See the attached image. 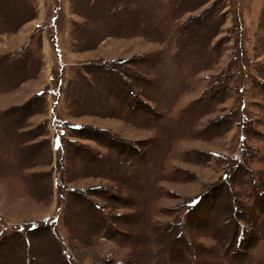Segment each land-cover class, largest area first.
I'll return each instance as SVG.
<instances>
[{
    "label": "rangeland",
    "instance_id": "obj_1",
    "mask_svg": "<svg viewBox=\"0 0 264 264\" xmlns=\"http://www.w3.org/2000/svg\"><path fill=\"white\" fill-rule=\"evenodd\" d=\"M0 264H264V0H0Z\"/></svg>",
    "mask_w": 264,
    "mask_h": 264
}]
</instances>
